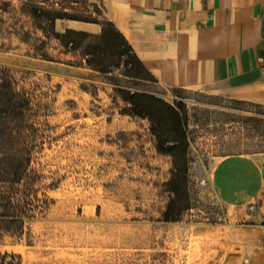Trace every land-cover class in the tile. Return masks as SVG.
I'll list each match as a JSON object with an SVG mask.
<instances>
[{"label":"rangeland","instance_id":"1","mask_svg":"<svg viewBox=\"0 0 264 264\" xmlns=\"http://www.w3.org/2000/svg\"><path fill=\"white\" fill-rule=\"evenodd\" d=\"M33 10L105 21L99 0H0V66L49 110L33 166L51 201L23 235L0 232V254L18 264H244L249 210L218 199L205 172L222 158L264 153V107L202 92L175 98L155 79L132 82L121 70L99 75L54 41L48 53L61 63L33 58V40L42 39ZM70 21L57 20L55 31ZM120 88L185 107L189 210L177 222L163 220L171 158L156 152L147 120L122 114Z\"/></svg>","mask_w":264,"mask_h":264},{"label":"crops","instance_id":"2","mask_svg":"<svg viewBox=\"0 0 264 264\" xmlns=\"http://www.w3.org/2000/svg\"><path fill=\"white\" fill-rule=\"evenodd\" d=\"M158 84L175 98L202 92L264 107V0H99ZM74 31L100 26L67 22ZM206 180L225 205L248 209L244 264H264V153L211 163Z\"/></svg>","mask_w":264,"mask_h":264},{"label":"trees","instance_id":"3","mask_svg":"<svg viewBox=\"0 0 264 264\" xmlns=\"http://www.w3.org/2000/svg\"><path fill=\"white\" fill-rule=\"evenodd\" d=\"M30 18L42 39L23 35L24 42L33 40V58L56 62L48 53L54 41L59 54L78 57L77 65L85 66L99 75H110L121 70V76L132 82H150L153 77L135 55L132 47L115 26L109 22L79 21L53 12L33 10ZM72 20L100 26V33L66 29L57 33V20ZM124 105L122 114L149 122L159 155L171 158L172 171L165 185L169 193L163 220L179 221L189 210L187 195L188 140L186 113L182 103L171 106L154 96L120 89L113 91ZM48 107L34 102L33 96L19 88L14 71L0 66V232L15 236L24 233L27 223L42 215L51 201L42 193L43 175L34 168V160L46 144L44 119ZM20 257L0 254V264H18Z\"/></svg>","mask_w":264,"mask_h":264},{"label":"built area","instance_id":"4","mask_svg":"<svg viewBox=\"0 0 264 264\" xmlns=\"http://www.w3.org/2000/svg\"><path fill=\"white\" fill-rule=\"evenodd\" d=\"M257 63L259 66H264V58L257 59Z\"/></svg>","mask_w":264,"mask_h":264}]
</instances>
